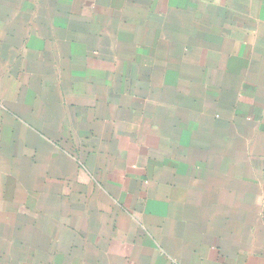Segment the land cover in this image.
Returning a JSON list of instances; mask_svg holds the SVG:
<instances>
[{
  "label": "crops",
  "instance_id": "obj_1",
  "mask_svg": "<svg viewBox=\"0 0 264 264\" xmlns=\"http://www.w3.org/2000/svg\"><path fill=\"white\" fill-rule=\"evenodd\" d=\"M0 264H264V0H0Z\"/></svg>",
  "mask_w": 264,
  "mask_h": 264
}]
</instances>
